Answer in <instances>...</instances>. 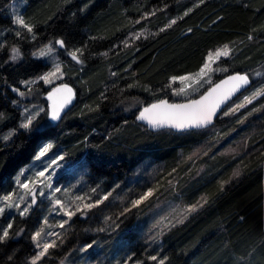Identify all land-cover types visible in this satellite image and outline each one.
I'll list each match as a JSON object with an SVG mask.
<instances>
[{"label": "trees", "instance_id": "1", "mask_svg": "<svg viewBox=\"0 0 264 264\" xmlns=\"http://www.w3.org/2000/svg\"><path fill=\"white\" fill-rule=\"evenodd\" d=\"M16 1L0 0V199L15 190L16 176L46 143L51 155H63L84 175L88 188L107 194L99 206L73 215L37 264H264V94L204 130L152 132L136 121L148 104L190 100L232 73L252 81L235 100L264 86V0H25L22 17L31 33L15 24ZM46 45L62 60L59 83L76 92L75 105L58 120L49 114L50 87L35 82L51 67L34 56ZM225 45L230 54L216 63L212 82L178 97L172 78L198 72ZM13 48L20 51L15 60ZM73 51L81 62L68 55ZM30 104L45 107L21 128ZM258 108L255 124L238 121ZM215 128L224 135L218 144L210 134ZM246 136L242 152H222ZM206 142L208 154L189 158ZM149 168L157 187L126 206L140 184L151 183ZM72 172L61 171L57 181L67 182ZM114 196L124 211L112 208L119 206L111 204ZM170 201L195 207L156 233L153 223ZM44 215L35 204L27 214L0 216V229L12 224L0 241V264H31Z\"/></svg>", "mask_w": 264, "mask_h": 264}, {"label": "rangeland", "instance_id": "2", "mask_svg": "<svg viewBox=\"0 0 264 264\" xmlns=\"http://www.w3.org/2000/svg\"><path fill=\"white\" fill-rule=\"evenodd\" d=\"M26 5L25 0L16 1L13 3L11 7V11L13 16L16 18V16L22 17V9ZM14 18V19H15ZM16 24V23H15ZM19 26L18 24H16ZM47 46H44L39 51L34 53L35 57L38 58H44L46 61H48L51 65L50 70L47 71L44 75L38 77L35 79V82L42 81L44 85L52 88L53 86L62 84L59 83L64 80L65 73L63 71V64L62 60L58 54V50L53 45V51L50 55L46 56H39L37 55L41 50L47 51ZM217 51L221 52L220 56H217ZM224 47H219L209 53L207 56L205 64H207V67H202L203 73L201 74V70L194 74L185 75L183 77H188L187 80L181 81L178 78L175 80V82L178 84L177 89L175 91V94L178 97L184 98L187 97L190 94L196 93L201 89L204 85H207L212 82L213 75L216 71H220V69H216V63L223 57H227L230 54V49L228 47V55H223ZM57 65H59V71L56 70ZM50 73H54L52 75H49ZM41 77H47V79H41ZM264 86L257 87L253 91L249 92L246 96L243 98H239L235 100L224 112L223 115H229L232 113H237L240 111L241 108L245 107L249 102L245 99L246 97L253 102L255 98L259 95H254L260 90H263ZM181 89L183 91H181ZM179 93V94H178ZM250 102V103H251ZM240 105H243L242 107ZM45 106L44 105H24L23 106V112H22V120L20 122V125L24 122H26V117H30L34 120V118L43 110ZM49 108V105H48ZM261 108V107H260ZM258 109H253L251 111H248L241 115L238 118V121L246 122L250 119L252 124H255L259 120V113L257 112ZM256 114V115H255ZM254 116H257V119L254 118ZM255 119L257 121H255ZM22 128V127H21ZM255 128L257 129V125H255ZM220 129L215 128L211 130V138L214 139L215 143L218 144L219 140L224 136L223 133H219ZM14 131H11L10 134H12ZM246 138V139H245ZM245 140H241L235 144H232L223 149V153L225 154H237L242 152L245 149L246 146V140L247 136L245 137ZM233 142V140L231 141ZM48 145H51L50 143H46L43 145V147L40 149L39 153ZM51 147L48 149V151L43 155L40 156L39 159L35 158L31 165L24 167L16 176L15 178V184L16 188L13 192L6 195L7 197H10L8 200H4V197L0 199V207L4 208V211L0 213V216H2L6 211L9 210H15L21 212V210L25 207V205L31 204V206L28 208V210L24 213L27 214V212L33 207L35 204H40L45 209V215L44 219L38 228V231H41L40 237H37L34 239V242L37 246V244H42L46 242L51 241H57L59 239L61 234V225H65V221H69L70 218L65 215L66 211H74L75 214L79 212H83L92 208H95L96 206H99L102 202L105 201V197H107V194L102 193V189L100 187L98 188H88L86 186V180L84 175L76 171V168L74 170V167L70 165L69 162H66L64 160L63 155H51ZM210 151V144L204 143L196 148H194V152L190 154L189 158L204 156L208 154ZM39 153L37 156H39ZM36 156V157H37ZM73 171L70 175V178L67 180V182H63L62 180L57 181L59 175L61 174V171ZM149 171H147V175L150 177V184L146 185L145 183L140 184V186L137 190V193L134 194L131 199H129L126 206H134L137 205L135 202L145 201L147 198L151 196L157 185H155L153 179L155 174L157 172L153 168H149ZM40 172H43L44 175L40 176L38 175ZM238 173V170L236 171ZM50 177V179H49ZM51 184V187L48 185ZM23 185H27V187H23ZM59 188L60 191H55V189ZM43 192V195L40 193ZM151 193L146 198L142 199V197H145L146 193ZM77 197H80L81 199H77ZM35 201L32 203V201ZM56 200H60L61 204H56ZM174 201H170L165 205L163 208L162 213L156 218L155 224L158 228V232L168 228L169 226L173 225L176 222L182 221V214H187L188 210L184 207H182L180 204L173 203ZM118 204L113 205V204ZM86 204H93L94 207L86 208ZM111 204L114 206L112 207L117 212L124 211L122 206L120 204V197L114 196ZM11 205V207H9ZM19 205V207H17ZM62 205V206H61ZM77 208H79V211H75ZM128 208V207H127ZM126 208V209H127ZM187 210V211H186ZM74 214V215H75ZM183 215V216H184ZM73 216V215H72ZM71 216V217H72ZM107 219H105L106 221ZM51 233V235H48ZM38 252L37 254L32 258V260L40 253L41 247H37ZM86 248L83 247V250ZM49 250V249H48ZM43 257V256H42ZM41 257V258H42ZM40 258V259H41ZM39 259V260H40ZM63 264H69L68 261H65ZM96 264V263H92ZM120 264H132L130 260H126L121 262Z\"/></svg>", "mask_w": 264, "mask_h": 264}, {"label": "snow or ice", "instance_id": "3", "mask_svg": "<svg viewBox=\"0 0 264 264\" xmlns=\"http://www.w3.org/2000/svg\"><path fill=\"white\" fill-rule=\"evenodd\" d=\"M185 14H187V13H185ZM15 23L22 26L24 29L27 30V32H29V33L32 32V27L25 23L23 17L16 16ZM171 23L174 24V23H176V21L173 20V21H171ZM170 26H171V24L169 25V27ZM17 35H19V32L17 33ZM136 38L138 39L139 36H137ZM56 43L59 44L61 47L64 46L63 40H58ZM52 51H53L52 46L48 45L47 51L41 50L37 55H39V56L50 55L52 53ZM77 51H81V50H77ZM228 54H229L228 53V47H227V45H225L223 55L227 56ZM19 55H20L19 49L13 48L11 58L13 60H15L18 58ZM68 55H70L72 57V59L76 60L78 63L81 62L79 60V57L77 56L76 51L69 52ZM216 55L220 56L221 52L217 51ZM204 67H207V64H205ZM56 70L59 71V65H57ZM202 73H203V69H201V74ZM52 74H54V73H50L49 75H52ZM256 75L259 76L262 74L258 72V73H256ZM41 79H47V77H41ZM172 79H173V81H175L177 78L173 77ZM178 79L181 81H184V80H187L188 77H179ZM230 79L234 80V81H242L244 84L248 83L247 75H243V76L236 75V76L230 77ZM26 83H32V82L29 81ZM65 87H67V86H65ZM16 91H18V89ZM68 91L71 92V89H68ZM181 91H183V90L181 89ZM260 94H264V90H260L257 93H255L254 95H260ZM20 95H23V93H20ZM209 95H211V93H209ZM207 99H208V96H204L201 100H193V101L189 102L188 104H172V105H168L167 101H161L159 104H152L150 107L145 108L140 113V116L138 117V119L147 120L148 124L154 128L171 127V128H175L177 130H186V129H190V128L205 127L212 122V116L215 112L216 107L218 106V105H206V104H204V101H206ZM245 99L249 103L251 102V100H249L247 97ZM162 106H166L170 110L156 113L152 118L145 116V113L151 112L154 109H159ZM240 106L242 107L243 105H240ZM51 118L53 120L60 119L59 111L54 110ZM32 122H33L32 118L26 117V122L22 123L20 126L22 128L28 129L32 125ZM7 138L8 137H4V139H7ZM50 147H51V145L46 146L39 153V156H37L36 158L39 159L40 156H43L48 151V149ZM38 175L43 176L44 173L40 172ZM49 179H50V177H49ZM48 186L51 187V184H49ZM23 187H27V185H23ZM55 191L58 192V191H60V189L57 188V189H55ZM40 194L43 195V192H41ZM150 194H151L150 192L146 193L145 197H142V199L146 198ZM106 198L107 197H105V199ZM8 199H10V197H7V196L4 197V200H8ZM77 199H81V198L77 197ZM34 202L35 201L33 200L32 203H34ZM135 203L139 204L140 201H136ZM56 204H58V205L61 204V201L56 200ZM30 206H31V204L25 205V207L21 210L20 214L23 215L28 210V208ZM9 207H11V205H9ZM17 207H19V205H17ZM85 207L91 208V207H94V205L93 204H86ZM194 207L195 206H193V209H188V211L194 210ZM79 210L80 209L77 208L75 211H79ZM3 211H4V208L0 207V213H2ZM74 214H75L74 211H66L65 212V215H67L69 218H71V216ZM65 223H67V221H65ZM11 227H12V224L9 223L7 226V229H0V241H3L5 238H7L9 236L8 229H10ZM61 227H63V225H61ZM41 231H43V229H41ZM41 231L36 232L33 239L40 237ZM48 235H51V233H49ZM55 246H56L55 241L43 243L42 246H41V244L38 243L37 247H41V251L31 261V264H37V261L48 252V249L50 247H55ZM91 247H92V244H89L86 246V248L84 250L86 251L87 248H91ZM151 259L156 260L157 258L155 256H153V257H151ZM160 264H163V261H161Z\"/></svg>", "mask_w": 264, "mask_h": 264}, {"label": "water", "instance_id": "4", "mask_svg": "<svg viewBox=\"0 0 264 264\" xmlns=\"http://www.w3.org/2000/svg\"><path fill=\"white\" fill-rule=\"evenodd\" d=\"M236 75H247L241 72H236L229 74L227 76H224L217 82H215L212 86H210L207 90H205L202 94L199 96L192 98L190 100L186 101H170L169 99H162L158 100L155 102H152L142 108L137 116H136V121L145 126L149 131L152 132H160L164 130H172L174 132H188V131H195V130H204L212 127L216 119L223 113V111L226 109V107L237 97L242 95L244 92H246L251 86H252V81L250 77H248V83L244 84L242 81H234L231 80L230 77L236 76ZM67 86V87H65ZM68 89H71V92L68 91ZM211 93V95H209ZM204 96H208V99L204 101V104L206 105H218L215 109V112L212 116V122L208 124L205 127L201 128H190L186 130H177L175 128L171 127H163V128H154L150 126L147 122V120H141L138 119L140 116V113L145 109L150 107L152 104H159L161 101H167L168 105L172 104H188L189 102L193 100H201ZM46 98L49 102V114L52 117V113L54 110L59 111L60 118H62L64 115L67 114V112L75 105L76 103V92L75 89L68 83H62L56 86H53L50 88L47 92ZM166 106H162L159 109H154L151 112L145 113L146 117L152 118L156 113L159 112H164V111H169Z\"/></svg>", "mask_w": 264, "mask_h": 264}]
</instances>
